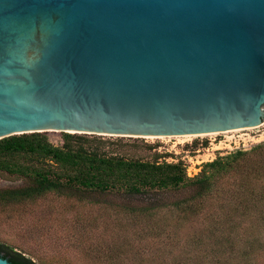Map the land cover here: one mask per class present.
I'll list each match as a JSON object with an SVG mask.
<instances>
[{
  "label": "water",
  "instance_id": "obj_1",
  "mask_svg": "<svg viewBox=\"0 0 264 264\" xmlns=\"http://www.w3.org/2000/svg\"><path fill=\"white\" fill-rule=\"evenodd\" d=\"M263 124L264 0H0V139L208 141Z\"/></svg>",
  "mask_w": 264,
  "mask_h": 264
},
{
  "label": "trees",
  "instance_id": "obj_2",
  "mask_svg": "<svg viewBox=\"0 0 264 264\" xmlns=\"http://www.w3.org/2000/svg\"><path fill=\"white\" fill-rule=\"evenodd\" d=\"M60 134L61 145L46 133L0 139V174L24 182L0 189V212L24 219L56 197L113 213L139 244L131 236L86 250L96 264H264V141L218 154L188 177L182 161L129 153L139 145L125 138ZM26 241L0 242V257L44 264Z\"/></svg>",
  "mask_w": 264,
  "mask_h": 264
},
{
  "label": "rangeland",
  "instance_id": "obj_3",
  "mask_svg": "<svg viewBox=\"0 0 264 264\" xmlns=\"http://www.w3.org/2000/svg\"><path fill=\"white\" fill-rule=\"evenodd\" d=\"M46 134L54 145L62 144L61 134ZM124 140L139 145L138 148L126 147L129 153L148 159L156 151L166 156L168 162L182 161L186 173L189 171L194 176L202 163L213 160L216 155H225L236 149L248 150L264 141V124L262 131L208 141L171 139L145 144L139 139ZM204 142L207 143L205 147ZM145 146H153L155 149L149 151ZM23 184L22 180L0 174V189L17 188ZM14 214L9 211L0 212V242L22 244V240L27 239L30 249L44 264H96L87 258L86 250H94L97 246L108 248L114 241L121 243L132 236L126 233L127 222H118L113 213L109 212L108 216L99 208H89L75 202L69 205L56 197L39 201L34 208L31 207L29 215L24 219ZM95 218L100 221L93 227L91 223ZM132 237V240L135 239L134 246H137L139 239Z\"/></svg>",
  "mask_w": 264,
  "mask_h": 264
},
{
  "label": "built area",
  "instance_id": "obj_4",
  "mask_svg": "<svg viewBox=\"0 0 264 264\" xmlns=\"http://www.w3.org/2000/svg\"><path fill=\"white\" fill-rule=\"evenodd\" d=\"M187 175H188L189 177H193V176H191V174H190V172H189V171L187 172Z\"/></svg>",
  "mask_w": 264,
  "mask_h": 264
}]
</instances>
